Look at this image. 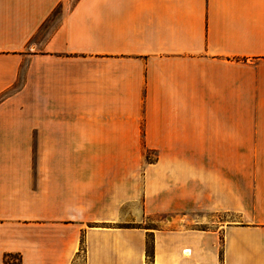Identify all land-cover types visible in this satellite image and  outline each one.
Instances as JSON below:
<instances>
[{
    "label": "crops",
    "instance_id": "crops-1",
    "mask_svg": "<svg viewBox=\"0 0 264 264\" xmlns=\"http://www.w3.org/2000/svg\"><path fill=\"white\" fill-rule=\"evenodd\" d=\"M149 237L264 264V0H0V264H147Z\"/></svg>",
    "mask_w": 264,
    "mask_h": 264
},
{
    "label": "rangeland",
    "instance_id": "rangeland-1",
    "mask_svg": "<svg viewBox=\"0 0 264 264\" xmlns=\"http://www.w3.org/2000/svg\"><path fill=\"white\" fill-rule=\"evenodd\" d=\"M73 3L76 1V0H71ZM57 12V11H56ZM55 12V16H56V14H58V13H56ZM155 152L154 151H150V150H146V151H144V156L146 157V159L147 160H153V158L155 157ZM218 216H221V215H218ZM164 218V215H153V216H150V217H148V219L146 220L147 221V223H146V225L147 226H156L158 223H159V221L161 220V219H163ZM214 218V217H213ZM217 218V217H216ZM212 219V218H211ZM221 219H223L222 217H221ZM212 222L210 221V222H207L206 223V225L208 224V225H210ZM130 225H135V224H130ZM150 239H149V241H148V244L150 245V244H152V240H151V237H149ZM79 262H82V259H80L79 260Z\"/></svg>",
    "mask_w": 264,
    "mask_h": 264
},
{
    "label": "trees",
    "instance_id": "trees-1",
    "mask_svg": "<svg viewBox=\"0 0 264 264\" xmlns=\"http://www.w3.org/2000/svg\"><path fill=\"white\" fill-rule=\"evenodd\" d=\"M22 257L19 253H6L4 255L3 264H21ZM153 261V247L152 244L147 245V264H152Z\"/></svg>",
    "mask_w": 264,
    "mask_h": 264
}]
</instances>
